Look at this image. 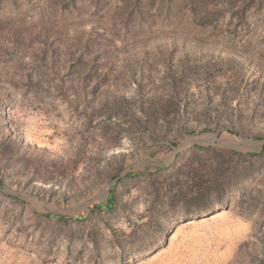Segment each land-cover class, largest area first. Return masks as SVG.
Instances as JSON below:
<instances>
[{"label": "rangeland", "instance_id": "rangeland-1", "mask_svg": "<svg viewBox=\"0 0 264 264\" xmlns=\"http://www.w3.org/2000/svg\"><path fill=\"white\" fill-rule=\"evenodd\" d=\"M263 147L264 0H0V264H264Z\"/></svg>", "mask_w": 264, "mask_h": 264}, {"label": "trees", "instance_id": "trees-1", "mask_svg": "<svg viewBox=\"0 0 264 264\" xmlns=\"http://www.w3.org/2000/svg\"><path fill=\"white\" fill-rule=\"evenodd\" d=\"M191 133H195V132H191ZM202 134H205V133H208V130H204L201 132ZM206 153H209L210 155H215L216 153L218 154L219 153V150H215L213 147H207V148H204L203 149ZM226 153L228 154L229 158H234V157H238V158H257L261 155L264 154V147L261 151L259 152H249V153H242V152H237V151H226ZM147 174H153L154 173V170H147L146 171ZM140 175H142L141 172H128L126 173L122 178H120L121 181L123 180H129V179H132V178H137L139 177ZM195 180V184L197 185V180L196 178H194ZM213 187L212 189H205V188H199L198 189V192H197V199L198 198H202V199H206L209 203V205L207 206V208L205 209H199V208H196L197 210L195 211H192V206L195 205L194 201H191L193 198L189 197V196H185V200L187 201V204H189L188 206L190 207L189 211H188V214H187V217H190V216H199L201 214H203V212H212L214 211L216 208H214V203H215V200H216V195H217V191H218V185L216 183H212ZM216 194V195H215ZM117 193H116V190L115 189H112L111 190V193L108 197V200H107V204H97V205H94L91 207L90 211L91 213H102V212H112L115 207H116V204H117ZM189 201V203H188ZM193 209H195L193 207ZM45 217L51 221H54V222H57V223H60V224H63V225H66V224H69L70 222H83L86 220L87 216H84V215H80V216H77V217H73V216H68V215H61V214H46Z\"/></svg>", "mask_w": 264, "mask_h": 264}]
</instances>
